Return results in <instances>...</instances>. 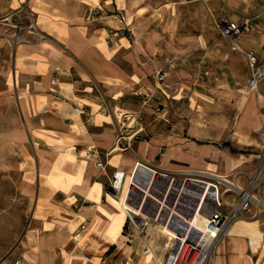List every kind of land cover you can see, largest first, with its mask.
I'll return each mask as SVG.
<instances>
[{"label":"crops","instance_id":"1","mask_svg":"<svg viewBox=\"0 0 264 264\" xmlns=\"http://www.w3.org/2000/svg\"><path fill=\"white\" fill-rule=\"evenodd\" d=\"M10 14L0 23V182L14 183L28 225L0 264H95L84 259L89 249L129 260L120 208L127 183L117 197L110 183L137 160L246 183L239 172L256 160L264 78L245 89L247 62L214 22L246 23L239 38L264 64V0H0V19ZM171 68L180 80L212 81V114L196 118L187 106L180 119L162 109L154 122H139L152 80L158 85L156 74L165 80ZM119 131L136 135L127 152L114 149ZM250 215L236 219L211 264H264V213ZM164 253L150 264H165Z\"/></svg>","mask_w":264,"mask_h":264},{"label":"built area","instance_id":"2","mask_svg":"<svg viewBox=\"0 0 264 264\" xmlns=\"http://www.w3.org/2000/svg\"><path fill=\"white\" fill-rule=\"evenodd\" d=\"M98 11L99 8H93L90 14L95 15ZM11 15L0 19V23L9 24ZM120 19L123 21L124 18ZM214 24L221 37L229 43L230 50L244 56L249 67L244 87L255 90L264 78V64L252 51L243 49L238 43L239 36L248 29V25L226 17L216 19ZM164 78V73L156 74L158 83H162ZM135 136L119 131L114 149L129 151ZM257 142L255 169L243 186L209 169H162L139 160L135 161L129 175L115 172L110 183L112 196L117 197L127 183L122 201L126 212L123 228L128 232L127 236L138 229H147L151 224L153 230L158 229L165 237H171L170 232L174 234L165 264H211L217 244L226 237L227 228L236 219L252 211L264 213V122L257 131ZM138 171H141L140 175ZM200 215L205 218L202 229L193 226L195 218ZM143 238L149 241L146 233ZM149 250L146 243L143 252ZM10 264H22V260L16 258Z\"/></svg>","mask_w":264,"mask_h":264},{"label":"rangeland","instance_id":"3","mask_svg":"<svg viewBox=\"0 0 264 264\" xmlns=\"http://www.w3.org/2000/svg\"><path fill=\"white\" fill-rule=\"evenodd\" d=\"M124 35L127 38L133 40L137 39L133 31H124ZM239 45L247 50L246 44L242 38L238 39ZM229 64H232L231 60ZM205 67L209 73L213 70L208 68V64H201ZM169 75L158 85L152 80L153 88L149 97H145L146 104L140 102L143 107H139L135 111L134 117L140 122H154L157 114L162 112V109H166L167 114L173 113L176 117L181 118V110L190 106V110L193 116L196 118L205 119L212 114L210 107L211 104L210 97H208L211 92L210 89L215 87L209 79L205 77H195L194 80H183L179 79L177 76L172 75L174 68L168 69ZM155 76V74H154ZM219 87V86H218ZM223 88V86H221ZM264 91V88H263ZM149 98V99H148ZM178 98V99H176ZM174 108V109H173ZM174 111H173V110ZM147 112V113H146ZM146 113V114H145ZM221 113L227 117H231L230 111L227 108H223ZM132 122V121H131ZM264 122V121H263ZM203 124L206 123L203 122ZM202 124V125H203ZM204 126V125H203ZM230 134V133H229ZM229 134L227 137H229ZM241 152L246 156L248 153H252L251 147L249 149L241 150ZM253 168L251 170H242L240 173L241 178H248L254 171L256 160L253 159ZM228 198L230 195L228 194ZM257 217V216H255ZM254 217V218H255ZM239 218L253 219L250 213L240 216ZM239 219L236 224H239ZM235 224V225H236ZM28 225V212L26 211L25 200L18 194L14 183L10 180H4L0 182V261H3L9 253L17 245L19 239L23 235V232ZM142 229V228H141ZM138 229L131 236H127L128 232L123 228L122 234L128 239L132 240L131 246L133 247L132 254L129 260H126L122 256V251H116L113 255H94L92 254L93 249H89L84 256V259L92 257V262L95 264H138L140 257L143 255L144 243L149 245V242L145 241L144 234L146 229ZM233 230V229H232ZM231 230V232H232ZM140 232V233H139ZM147 234V233H146ZM150 242L153 241L154 246H158V250H153L150 248L149 253L143 255L144 263L150 264L153 262V257L151 252L155 254V257L164 251L166 254L167 250L164 249L165 236L161 234L158 229L152 230L149 234ZM115 251V249L113 250ZM155 251V252H154ZM142 264V263H141Z\"/></svg>","mask_w":264,"mask_h":264},{"label":"bare ground","instance_id":"4","mask_svg":"<svg viewBox=\"0 0 264 264\" xmlns=\"http://www.w3.org/2000/svg\"><path fill=\"white\" fill-rule=\"evenodd\" d=\"M141 174V171L139 172L138 171V175H140ZM143 174V173H142ZM132 182H133V180H132ZM134 182H135V180H134ZM126 187H127V184H126V186H125V188L123 189L124 190V193H125V190H126ZM123 198H124V195H123ZM122 201H123V199H122ZM122 201H121V203H120V208H121V210L123 211V213L125 214V216H126V212L123 210V208H122ZM134 212H135V214H137L138 215V212L134 209ZM236 221V220H235ZM235 221L227 228V230H226V232H227V234H226V237L231 233V230H232V227H233V224L235 223ZM204 222H205V218H204V216L203 215H200V216H198V217H196L195 218V220H194V223H193V226L195 227V228H199V229H202L203 228V225H204ZM152 230H153V226L151 225V224H148L147 225V229H146V233H147V235H149V234H151V232H152ZM167 231V230H166ZM167 233H169V231H167ZM171 237H165V243H164V249L165 250H169V248H170V246H171V243H172V240H171V238L174 236V234H172L171 232H170V234H169ZM173 235V236H172ZM150 251V250H149ZM149 251L147 252V253H149ZM147 253H145V254H147ZM151 255H152V257H153V260L155 261V258H154V256H153V253L151 252ZM141 263L143 264L144 263V259H143V257H142V260H141Z\"/></svg>","mask_w":264,"mask_h":264}]
</instances>
